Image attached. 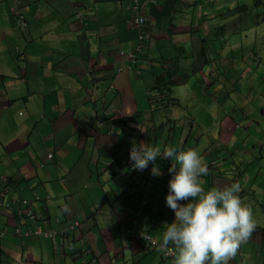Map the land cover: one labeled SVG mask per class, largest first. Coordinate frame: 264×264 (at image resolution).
Masks as SVG:
<instances>
[{"label": "crops", "instance_id": "obj_1", "mask_svg": "<svg viewBox=\"0 0 264 264\" xmlns=\"http://www.w3.org/2000/svg\"><path fill=\"white\" fill-rule=\"evenodd\" d=\"M15 1L0 0V193L16 200L0 205V264H171L123 230L139 209V228L160 241L174 217L170 161L157 158L159 176L132 169V138L196 149L205 190L239 182L255 228L227 264H264V104L250 103L260 93L250 55H235L232 0H139L140 28L128 23L134 0ZM144 171L138 194L128 181ZM21 198L55 237L23 234L33 222Z\"/></svg>", "mask_w": 264, "mask_h": 264}, {"label": "clouds", "instance_id": "obj_2", "mask_svg": "<svg viewBox=\"0 0 264 264\" xmlns=\"http://www.w3.org/2000/svg\"><path fill=\"white\" fill-rule=\"evenodd\" d=\"M138 13L144 18V23L141 25L143 26L146 20L140 13L139 0ZM132 16L133 12L130 18ZM130 144L128 158L131 161L130 167L136 171H142L151 164L150 174L159 176L161 171L156 163L157 158L170 161L168 190L164 203L173 211L174 217L171 222H165L166 227L161 234L160 241L146 231L156 240V245L143 243L148 247L158 246V250L161 251L165 259L167 258L163 255V251H166L169 246L172 248L174 246V254L176 252V255L174 258L172 257L173 263L171 264H227L228 260L236 255L241 244L248 240L255 228L251 208L239 196V182L234 181L230 184L214 186L205 190L201 178L207 174V164L196 149H181L172 146L161 149L144 141H137L135 138L131 139ZM49 154L48 157H51L52 153ZM147 177L140 179L145 181ZM6 203L8 201L0 200V205ZM38 215L39 218L40 214ZM129 221L123 227L124 232H126L125 229L129 225ZM16 228L18 227L14 228V232L22 234L19 233V229L16 232ZM33 228L29 230V234H25L28 230L23 234L43 238L34 234ZM41 228L45 229L42 226ZM67 230L68 228L63 231L66 232ZM55 231L58 234V231ZM142 236L144 239H149L147 235ZM58 248V245H54L55 250ZM84 252L92 255L90 248H86ZM92 257L95 258L96 262L95 256H91L89 262H91Z\"/></svg>", "mask_w": 264, "mask_h": 264}, {"label": "rangeland", "instance_id": "obj_3", "mask_svg": "<svg viewBox=\"0 0 264 264\" xmlns=\"http://www.w3.org/2000/svg\"><path fill=\"white\" fill-rule=\"evenodd\" d=\"M240 3L247 4L248 8L247 10L235 16L236 33L234 36V41L236 43V49H237L235 55L239 57V55L242 54L244 55L245 58L247 55H250L249 60L252 62V69H253L252 73L255 75H258L259 73L260 76L259 78L260 93L257 92L258 88L254 86L255 97L250 101V103L253 105V102L254 103L260 102L261 105H263L264 80H261V77L264 76V3H262L258 7H254L252 5V0H235V2L233 0L231 1V5L235 4L234 7ZM10 9L12 15L14 16V4ZM17 9L20 10L18 6ZM222 9H226V4L222 6ZM227 10L229 9L227 8L225 12ZM258 62H261V65L259 68H256ZM241 117L242 116H240V119H243V117L242 118ZM198 121L201 127H198L194 132H197L201 128H204L206 126L204 117L200 116L198 118ZM252 128L255 131L254 125L252 126ZM253 141L256 142L255 139ZM178 148L183 149V146H180ZM242 155L245 156L244 154Z\"/></svg>", "mask_w": 264, "mask_h": 264}, {"label": "built area", "instance_id": "obj_4", "mask_svg": "<svg viewBox=\"0 0 264 264\" xmlns=\"http://www.w3.org/2000/svg\"><path fill=\"white\" fill-rule=\"evenodd\" d=\"M18 0L15 1V3H17ZM132 12H133V16L129 19V23L131 25V27H141V25L144 23V18L139 15L138 13V0H134V4L132 6ZM79 15H81V13L79 12ZM14 16L16 19V25L20 30H24L26 27V19L24 14L17 9L16 6H14ZM141 37V36H140ZM88 39H90V37H88ZM144 52V44L141 41V38L139 39V42H137L135 49L133 52L130 53V57L132 60L136 59L137 56H140L141 54H143ZM50 156V154H49ZM144 177L148 176V172L144 171L143 172ZM129 185H133L135 187V191L140 194L142 191L146 190V186L144 185V180L142 179H129L128 181ZM37 198V197H36ZM0 200H2V193H0ZM16 200H10L8 201V203H6V205H12V203H14ZM19 208L26 217H28L29 219H31L34 222V228H33V233L41 236L43 238H47V237H54L57 232L54 229H42L41 226L39 224L36 223L37 219H38V214H36L30 204L29 201L27 199L21 198L19 200ZM140 204H142V201H140ZM14 207V206H13ZM16 208V207H14ZM138 216H139V209H134L132 211V216L130 217V221H129V225L126 227L125 231L129 234L131 233H135L136 236H138L145 244L147 245H156L157 242L156 240L146 231L140 229L138 227ZM80 227V222L77 220H74L67 228L69 229H76ZM15 231H18V228L15 229ZM29 230L25 232V234H29ZM142 235H147L149 237V239H144ZM163 255L171 262L173 263V255H174V249L169 246L168 249L166 251H163ZM91 262H95V258H91Z\"/></svg>", "mask_w": 264, "mask_h": 264}, {"label": "trees", "instance_id": "obj_5", "mask_svg": "<svg viewBox=\"0 0 264 264\" xmlns=\"http://www.w3.org/2000/svg\"><path fill=\"white\" fill-rule=\"evenodd\" d=\"M262 3H264V0H252V5L254 7L260 6ZM248 5L243 3V4H237L235 7L232 9H229L226 11V14L233 15V14H240L243 11L247 10Z\"/></svg>", "mask_w": 264, "mask_h": 264}, {"label": "bare ground", "instance_id": "obj_6", "mask_svg": "<svg viewBox=\"0 0 264 264\" xmlns=\"http://www.w3.org/2000/svg\"><path fill=\"white\" fill-rule=\"evenodd\" d=\"M19 5H20V4H19ZM229 5H230V4H229ZM27 28H28V27H27ZM158 30H159V29H158ZM152 34H153V33H152ZM152 34H151V35H152ZM89 35H90V34H89ZM221 105H223V104H221ZM224 105H225V104H224ZM224 105H223V106H224ZM207 110H208V109H207ZM209 110H211V109H209ZM212 111H213V110H212ZM209 112H210V111H209ZM224 115H225V114H224ZM224 117H227V116H224ZM220 118H222V117H220Z\"/></svg>", "mask_w": 264, "mask_h": 264}]
</instances>
